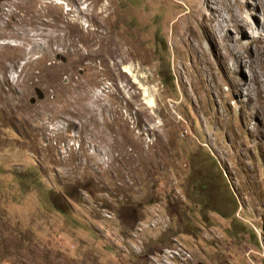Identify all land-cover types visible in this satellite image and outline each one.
<instances>
[{"label": "rangeland", "instance_id": "rangeland-1", "mask_svg": "<svg viewBox=\"0 0 264 264\" xmlns=\"http://www.w3.org/2000/svg\"><path fill=\"white\" fill-rule=\"evenodd\" d=\"M148 213L264 264V0H0V264H145Z\"/></svg>", "mask_w": 264, "mask_h": 264}, {"label": "built area", "instance_id": "built-area-1", "mask_svg": "<svg viewBox=\"0 0 264 264\" xmlns=\"http://www.w3.org/2000/svg\"><path fill=\"white\" fill-rule=\"evenodd\" d=\"M136 226L128 232V236L119 235L117 244L122 248L129 246L139 260L145 264H189L191 252L181 237H171V244L160 247L152 252L142 253L143 233L147 230L165 231L170 228L171 219H160L156 213H148L144 218L136 222ZM146 231V232H147ZM143 235V236H142Z\"/></svg>", "mask_w": 264, "mask_h": 264}, {"label": "trees", "instance_id": "trees-1", "mask_svg": "<svg viewBox=\"0 0 264 264\" xmlns=\"http://www.w3.org/2000/svg\"><path fill=\"white\" fill-rule=\"evenodd\" d=\"M160 78H161V83L163 84V85H166V86H169L170 84H169V82H171V84H173V82H174V76L172 75V73H171V71H168V73H166V74H164L162 71H161V73H160ZM167 80H169V81H167ZM201 147V146H200ZM209 155H210V153H208ZM208 155V156H209ZM211 156V155H210ZM213 160V159H212ZM213 163L217 166V163L215 162V161H213ZM221 178H223V173L220 171V173L218 174V179H220L221 180ZM204 185H201V187H203ZM195 195H196V197H201V202H203L204 201V205H206L207 204V200L205 199V195H200V193H199V191H196L195 192ZM205 199V200H204ZM209 204H211V206L213 205V203L212 202H210ZM221 215H223V214H221ZM223 216H225V215H223Z\"/></svg>", "mask_w": 264, "mask_h": 264}, {"label": "water", "instance_id": "water-1", "mask_svg": "<svg viewBox=\"0 0 264 264\" xmlns=\"http://www.w3.org/2000/svg\"><path fill=\"white\" fill-rule=\"evenodd\" d=\"M62 60H64V58H62ZM33 93H34V97H30L29 99L30 103H34L37 99L41 100L44 97V92L41 90V88L37 86L33 88ZM198 264H203V263L199 262Z\"/></svg>", "mask_w": 264, "mask_h": 264}, {"label": "bare ground", "instance_id": "bare-ground-1", "mask_svg": "<svg viewBox=\"0 0 264 264\" xmlns=\"http://www.w3.org/2000/svg\"><path fill=\"white\" fill-rule=\"evenodd\" d=\"M93 3L96 4V2H93ZM93 3H92V4H93ZM104 8H105V9H104L105 11L110 10V6H107V7H104ZM114 35H115V34H114ZM111 37H112V36H111ZM111 39H112V38H111ZM113 39H115V38H113ZM117 43H119V42L117 41ZM127 69H128L129 72H132V69H131V68H127Z\"/></svg>", "mask_w": 264, "mask_h": 264}]
</instances>
